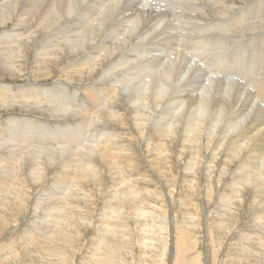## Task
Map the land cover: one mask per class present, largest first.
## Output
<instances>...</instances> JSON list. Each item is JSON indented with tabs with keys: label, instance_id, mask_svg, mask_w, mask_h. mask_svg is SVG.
I'll return each instance as SVG.
<instances>
[{
	"label": "bare ground",
	"instance_id": "1",
	"mask_svg": "<svg viewBox=\"0 0 264 264\" xmlns=\"http://www.w3.org/2000/svg\"><path fill=\"white\" fill-rule=\"evenodd\" d=\"M236 2L243 3V0H228L223 2V7L218 5L220 10L208 11L210 14L223 11L235 12L242 6H237ZM137 3L136 0H0V28L6 29H3V33L0 34V68L12 74L21 73L20 71L23 70L24 65V68L26 67L28 61V72H26L34 81L29 84H19L20 86H13V84L10 86L7 82H0V107H4V110L5 108L13 110L15 105H12L14 102L11 103L10 91H14L13 94L22 98L23 108L28 109L24 112L28 117L15 118L9 111L5 121L0 120V233L5 227L14 224L9 242L8 239L6 240L7 237L4 240L0 236L2 237L0 264L17 261L19 256L25 261L30 257L34 263L36 259L37 264L39 262L40 264H69L70 257H72V264L75 260L78 264H91V261L99 262L100 259L103 260H101L103 264L105 262L113 264L121 260L119 253L121 249H127L128 246H121L122 241H119L116 236L118 233L129 236V230L134 232L139 227L140 217L146 216L148 211H151V209L147 211L144 209H147L146 205L153 204L154 192L149 185L155 180L156 175L161 183L163 180L168 183L170 172L165 166L166 163L171 162L168 161L169 158L183 159L187 156L189 160L192 159V162L187 159L191 163L187 165L194 171L199 170L195 168L205 159L204 166L206 165L205 168L209 174L206 192L209 197L214 198L213 206L216 209L214 215L226 214L223 207L232 212H234L232 206L240 205L242 207L240 209L247 208L242 196L249 191L248 198L252 201L247 210L253 215L249 217L251 218L249 223L255 228L264 227V118L260 115L261 110L255 106L258 100L264 102V73H262L264 48L255 50L256 52L253 53L251 51L252 60L249 59V61L245 59L246 52L250 50L249 48L247 50L246 44L236 45L235 43L236 46L234 45L231 51L230 60L235 65L248 64L250 70L247 71L250 74L248 86L249 84L254 86L255 93L250 90L251 88H247L248 86H245L248 90L244 87L239 91V87L229 84L232 78L226 81L228 84L225 88L221 87L219 83L214 82L215 75L206 77L207 82L201 85L203 83L196 77L198 72L206 74V71L202 68L190 70L191 66L186 69L184 64L186 60L182 59L186 57V49L197 51L193 49L203 46L214 49V52L225 53V50L229 48L228 43L233 39L232 36L225 34V37H214L212 32V37L209 35L210 38L207 39L203 35L209 31H203L205 33L201 35L202 37L196 38L200 30L196 31L197 35L195 37L194 34V38L190 37L193 34L189 31L188 39L183 38L186 33L179 36L166 35V38H163V45L169 51L171 50L173 57L167 59L166 64L169 68L165 69L167 65L165 62V65L162 63L165 59L160 53L158 54L159 51L154 52L156 48L150 44L142 47L144 40L152 36V23L157 24V19L164 10L162 14L157 15L159 12L153 13L151 6L154 4L148 0ZM256 7L254 4L246 7L256 16V23L247 21L244 16L248 11L244 9L241 18H234L231 23L224 26L226 30L224 32L227 33L229 30L233 32L238 30V33L249 30L262 32L261 36L251 35L245 38L250 37V40L254 38V41L263 44L264 11H259ZM206 14L201 13L193 18L196 30L197 27L205 29V26H211L214 22V18ZM178 15L180 17V14ZM189 15L192 16L191 13ZM165 17L163 16V19ZM188 18L192 23V18ZM171 19L174 20V17ZM162 21L165 22V20ZM190 22L186 23L190 25ZM9 23L13 25L12 28H6ZM158 24L161 23L158 22ZM213 26L207 29L211 30ZM179 28L182 27L179 26ZM228 53L221 56L220 60L226 58L228 60ZM173 58H181V63L176 66L177 68L175 67L176 69L171 67L175 61ZM187 61H189L188 57ZM189 62L192 63V61ZM19 69L22 70L19 71ZM185 72L190 73V77L184 84L178 85L180 89H177L175 80ZM256 72H261L262 77H255ZM52 73L64 82L54 79L56 81L52 86H43L41 84L44 82L37 81L42 77H51ZM107 74H110L111 78H108ZM113 74H115L113 77L116 76L117 79L112 78ZM98 76L103 77L101 79L104 83L101 81V84ZM73 82L82 83L77 86L78 89L75 85V90L88 94L90 103L84 107L86 111L83 109L76 111L77 108L83 107L79 105L81 100L72 103V101H66L65 96L63 97V91L69 90V87L71 90ZM98 83L101 86H98ZM78 91L75 93H79ZM71 109L76 111V115L70 112ZM38 114L40 117L37 116ZM48 114L53 115L54 118L49 121L42 118ZM62 121H66V125L62 124ZM233 165L235 169H232ZM218 168L219 171H217ZM144 169L156 173L155 176L154 173L151 174L154 180L150 183L148 182L150 175L145 174ZM174 171L178 173L176 169ZM190 177L185 178V181L188 185L187 190L192 192L193 183L198 178ZM226 177L227 182L225 181L222 186ZM108 178L111 180H107ZM109 183L112 184L109 191L105 193ZM161 193L155 196L160 198ZM174 194V192L171 193L172 196ZM186 198L185 196L183 200ZM162 203L157 201L155 205L162 206ZM183 203L182 205L186 206L187 201ZM40 206L46 208H44L43 216H34L32 211L35 209L38 211ZM219 206L222 207L219 208ZM23 212H25L24 218L20 219ZM155 215L160 214L155 213ZM161 215L159 217L163 216ZM129 216L134 221L137 218L139 222H135L134 226H129L131 223L126 226L122 220ZM32 220L35 223L28 224L29 228H25L26 222L30 223ZM87 220L93 225L89 231L83 224ZM233 220L232 214L229 219L219 218L218 220L215 217L209 221V230L215 246L218 245L217 231L220 230L226 234L225 230L230 228L229 224ZM156 221L158 223L153 225H158L161 232L162 229L167 228V224L163 225L164 221ZM142 226H148V224L141 225L140 230L146 228ZM244 228H241V231L238 228L240 232L236 230L237 233L235 232L230 239L234 243L228 245L223 255L225 262L255 264L252 261L253 258L258 257V254L260 257L264 256V252L257 250L259 246L254 247V243L255 246L261 244L264 247L262 242L264 237L259 236L261 232H255L257 236L252 235L250 231L251 235L247 234L246 230L245 233H241ZM229 231L231 232L232 229ZM163 232L159 234V240L166 248L168 240ZM172 234L175 255H178V258L186 256V236L190 233L184 220L179 228L177 226L173 228ZM77 242L83 245L77 247ZM143 242L145 244L146 241L143 240ZM162 254L156 259L157 264H165ZM107 258L111 260V263ZM21 260L20 263H23ZM179 262L182 264V261Z\"/></svg>",
	"mask_w": 264,
	"mask_h": 264
},
{
	"label": "rangeland",
	"instance_id": "2",
	"mask_svg": "<svg viewBox=\"0 0 264 264\" xmlns=\"http://www.w3.org/2000/svg\"><path fill=\"white\" fill-rule=\"evenodd\" d=\"M142 1H144V0H136V2H138L137 4H140ZM149 2H151V4H154V5H152L151 6V8H152V10H153V13H155V14H157V12H159L157 15H160V14H162L161 12H163V10H164V12H163V14L160 16V18L159 19H157V21L159 22V23H161V24H158V22H157V24H156V22H154V23H152L153 24V26H152V33H151V35L152 36H150V38H148V39H145L144 41H145V43H142V47L143 46H148V44H150V45H152V47L153 48H156V50H154V52H158V54L160 53V55H162L163 56V59H165V60H163L162 61V63L164 64V62H165V64H166V62H167V59H169V57H173L172 56V54H171V50L169 51V49H166V46H164L163 45V42H164V39L163 38H166V35H168L169 36V34L171 35V36H179V35H183V34H185L184 36H183V38H186L187 37V39L188 38H190V37H192V38H194V34H195V37H196V35H197V33H196V31L198 32L199 30H200V32H198V35H197V37L196 38H201L202 36V34H204L205 32H208L209 31V33H211V34H209V33H205L204 35H203V37L204 38H210V37H208L209 35L211 36L212 35V32H213V35L212 36H214V37H225L226 35H228V36H232V41L234 42H229L228 43V49H226L225 50V53L224 52H220V51H218V52H214V49H212V48H210V47H203V46H201V48L199 47H197L196 49H193V50H201V51H198L199 53H197V51H192V49H186V52H187V54H186V57H182V59H184L185 58V60L186 61H184V64L186 65V69H188L187 67H189V66H191V67H189V69L190 70H193L194 68H202L204 71H206V74H201V72L199 73L198 72V75H197V77H196V79L198 80V79H200V82L201 83H203V84H201V85H204V82H207L206 81V77L208 78V76H213V75H215V80L216 81H214V82H216V83H219L220 85H221V87H226V84H228L226 81L227 80H230V78H232V81L229 83L230 85H234V86H236V87H239L238 89H239V91H240V88L243 90V88L245 87V86H248V81H249V78H248V75H250L247 71H250L249 70V66H248V64L246 63V64H244V65H239L238 66V64L237 65H235L231 60H230V57H231V51L234 49V45H235V43H236V45H238V44H246L247 45V50H249V51H247L246 53V55H245V59H248V61H249V59L250 60H252V54H251V51H252V53L253 52H256V51H258L259 49H261L262 50V48H264V43L263 44H260L258 41H254V38H252L251 40H250V37H248V39L247 38H245V37H247V36H255V35H259V36H261V34H263L262 32H258V31H253V30H249V31H247V32H245V33H242V32H240V33H238V30L237 31H235V32H233V31H230L229 30V32H224V31H226L225 29H224V26L226 25V24H228V23H231V20H233L234 18H241L240 16L241 15H243L242 14V12H243V10L244 9H246V7L247 6H250V5H256L257 7V9L259 10V11H264V0H243V3H238L237 4V2H236V4H237V6H240V5H242V6H240L238 9L240 10L241 8V11L240 12H237L238 11V9L235 11V12H228V13H226V11H223V12H221V13H218V14H214V13H212L214 16H212V14H210L209 13V11L208 10H220V6H222L223 7V2H228V0H188V1H185V0H148ZM167 1V2H166ZM203 1V2H202ZM206 1H208V2H206ZM229 1H235V0H229ZM250 1V2H249ZM252 1V2H251ZM262 1V2H261ZM122 2H124V1H122ZM180 2V3H179ZM189 2V3H188ZM195 2V3H194ZM197 2V3H196ZM201 2V3H200ZM222 2V3H221ZM245 2V3H244ZM247 2V3H246ZM183 3V4H182ZM186 3V4H185ZM192 3V4H191ZM193 3L195 4V6L193 5ZM203 3H204V5H203ZM259 5H258V4ZM262 3V4H261ZM164 4V5H163ZM176 4V5H175ZM188 4H189V6H188ZM197 4H198V6H197ZM202 5V7L200 6V5ZM208 6H207V5ZM212 4V5H211ZM122 5V4H121ZM218 5H220V6H218ZM193 8H192V7ZM212 6V7H211ZM215 6V7H214ZM159 7V8H158ZM172 7V8H171ZM195 7H196V9H195ZM197 7H198V10H197ZM208 7V8H207ZM219 7V8H218ZM161 8V9H160ZM163 8V9H162ZM173 8H174V10H173ZM182 8V9H181ZM200 8V9H199ZM211 8H213V9H211ZM181 9V10H180ZM194 9V10H193ZM202 9V10H201ZM160 10V11H159ZM170 10V11H169ZM178 10V11H177ZM191 10V11H190ZM187 11V12H186ZM197 11V12H196ZM202 11V12H201ZM246 11H248L246 14H245V18L247 19V21H251V22H253V23H256L257 21H256V16L251 12V11H249L248 9H246ZM175 12V13H174ZM179 12V13H178ZM182 12H183V14H187V13H191V15L192 16H190L189 14H187L188 15V17H191L192 19H191V21H192V23L190 22V18H188V17H186L187 15H184L185 16V18L187 19H185L184 18V16H183V14H182ZM173 13H174V15H173ZM205 14V13H207L206 15H208L210 18H214L213 20H214V22L211 24V26L209 25L208 27H206L205 26V29H204V27H197V30H196V28H195V24H194V22H193V18H195L197 15H199V14ZM166 15V17H165V15ZM167 14H170L169 16H167ZM178 14H180V17H179V15ZM238 14V15H237ZM176 15V16H175ZM225 15V16H224ZM227 15V16H226ZM163 16L165 17L164 19H163ZM172 16V17H171ZM212 16V17H211ZM229 16V18H227ZM249 16V17H248ZM170 17V18H169ZM174 17V20H172L171 18H173ZM169 18V19H168ZM175 18H176V20H175ZM179 18V19H178ZM181 18V19H180ZM219 18H221V19H219ZM253 18H255V20L253 19ZM161 19V20H160ZM184 19V20H183ZM216 19V20H215ZM229 21H228V20ZM156 20V19H155ZM162 20H165V22L164 21H162ZM171 20V22H169V21ZM178 21H180L181 22V24H180V22H178ZM184 21H188V23L190 22L191 24L189 25L188 23H186V22H184ZM219 22V23H216V22ZM222 21V22H221ZM177 22V23H176ZM171 23V24H170ZM175 23V24H174ZM194 24V25H193ZM221 24H223L222 26H221ZM159 25V26H158ZM164 27H163V26ZM172 25V26H171ZM173 25H175V26H173ZM213 25H215V26H213ZM219 25V26H218ZM161 26V27H160ZM166 26V27H165ZM179 26L180 27H182V28H179ZM185 26V27H184ZM186 26H188V27H186ZM213 26V28L211 29V30H208L207 28H210V27H212ZM12 28L13 27V25L11 24V23H9L7 26H6V28ZM163 27V28H162ZM172 27V28H171ZM190 27V28H189ZM154 28V29H153ZM162 28V29H161ZM169 28V29H168ZM176 28V29H175ZM186 28H187V30H186ZM193 28H195L194 30L195 31H193ZM6 30L5 29V27H2V28H0V34L1 33H3V31L4 30ZM173 29L176 31H173ZM182 29V30H181ZM184 29V30H183ZM189 29V30H188ZM192 29V30H191ZM202 29H204V30H202ZM213 29H214V31H213ZM218 29V30H217ZM163 30H165V31H163ZM163 31V32H162ZM170 31V32H169ZM173 31V32H172ZM184 31V33H182V32ZM189 31H190V34H193V36L192 35H190L189 34ZM191 31H193V32H191ZM202 31V32H201ZM203 31H205V32H203ZM216 31V32H215ZM220 31V32H219ZM7 32H8V30H7ZM167 32V33H166ZM175 32V33H174ZM179 32V33H178ZM188 32V33H187ZM234 34H233V33ZM166 33V34H165ZM217 33V34H216ZM223 33H224V35H223ZM236 33V34H235ZM165 34V35H164ZM178 34V35H177ZM187 34H188V36H187ZM200 34V35H199ZM215 34V35H214ZM226 34V35H225ZM237 34L239 35V36H237ZM159 35V36H158ZM189 35H190V37H189ZM222 35V36H221ZM241 35V36H240ZM246 35V36H245ZM164 36V37H163ZM211 36V37H212ZM236 36V37H235ZM237 37H241L240 39H238ZM7 38H8V36H7ZM238 39V41H237V39ZM9 39H10V37H9ZM234 39H236V40H234ZM239 40H241V41H239ZM244 40V41H243ZM20 41H21V39H20ZM99 42L101 41V38L98 40ZM150 42V43H149ZM160 42V43H159ZM240 42H242V43H240ZM244 42V43H243ZM233 43V44H232ZM252 43V44H251ZM16 43H14V45H15ZM154 44V45H153ZM157 44H159V46H157ZM163 45V46H161V45ZM4 45H7V44H4ZM232 45V46H231ZM235 45V46H236ZM161 47H164V48H161ZM258 47V48H257ZM249 48V49H248ZM255 48V49H254ZM160 49V50H159ZM164 49V50H163ZM166 49V50H165ZM162 50H163V52H162ZM170 52V54H169V52ZM203 50H204V52H203ZM211 50V51H210ZM256 50V51H255ZM228 51H229V53H228ZM166 52H168V53H166ZM226 52L228 53V60H227V58L225 59V60H220V58H222L223 57V55L224 54H226ZM163 53H165L164 55H163ZM191 53V54H190ZM196 53V54H195ZM202 53H204V54H202ZM29 54H30V51L28 52V56H29ZM193 54H195V55H193ZM206 54V55H205ZM250 54V55H249ZM174 55V54H173ZM190 55V56H189ZM200 58H197V56ZM201 55V56H200ZM215 56V57H212V56ZM166 56V57H165ZM211 56V57H210ZM222 56V57H221ZM225 56V55H224ZM187 57H188V60L189 61H192V63L191 62H189V61H187ZM218 57V58H217ZM191 58V59H190ZM198 60H197V59ZM203 58V59H202ZM209 60H208V59ZM175 61L173 62L174 64L173 65H171V67H174V68H172V69H176L177 67L176 66H178V65H180V63H181V58H173ZM195 60H197L196 62H194ZM201 60V61H200ZM210 60H211V63H210ZM226 60L228 61V62H226ZM221 61V62H220ZM189 62V63H188ZM194 62V63H193ZM231 62V63H230ZM161 63V65H163ZM186 63H188V64H186ZM191 63V64H190ZM198 63V64H197ZM28 66H29V64H28V61H27V63H26ZM164 64V65H165ZM193 64V65H192ZM195 64H197L196 66H195ZM218 64H220V65H218ZM225 66H224V65ZM227 64V65H226ZM232 64V65H231ZM26 65V67L24 68V66H23V70L22 69H19V71L20 70H22V71H20L21 73H19V72H15V74H12V73H10L9 71H6V70H2V68H0V79H1V81L0 82H7L8 84H10V86H12V84H13V86H20L21 84L23 85V84H29L30 82H34V81H32L31 80V77L29 78V76H28V74H27V72H28V66ZM163 65V66H164ZM167 65V64H166ZM175 65V66H174ZM210 65V66H209ZM221 65H222V67H221ZM247 65V66H246ZM169 65H167V67L165 66V69H167V68H169L168 67ZM220 66V67H219ZM170 67V68H171ZM176 67V68H175ZM208 67V68H207ZM210 67V68H209ZM215 67V68H214ZM228 67L231 69H228ZM21 68V67H20ZM225 68H227L226 70H225ZM237 70H236V69ZM183 69H185V68H183ZM247 69V70H246ZM208 70V71H207ZM218 70V71H217ZM220 70V71H219ZM235 70V71H234ZM246 70V71H245ZM1 71H3V73L1 72ZM27 71V72H26ZM184 71V70H183ZM213 71H214V73H213ZM230 71H232V72H230ZM6 72V73H5ZM9 73V74H8ZM19 73V74H18ZM211 73V74H210ZM226 74V73H228V74H226V75H224V74ZM230 73V74H229ZM243 73V74H242ZM248 73V74H247ZM258 73V74H257ZM262 73H264V71H262ZM3 76H2V75ZM7 74H8V76H7ZM18 74V75H17ZM112 74V73H111ZM210 74V75H209ZM243 76H242V75ZM13 75V76H12ZM22 77H21V76ZM108 76V78H111V75L110 74H107ZM115 74H113L112 75V78H114V79H117V77L115 76V77H113ZM116 75H117V72H116ZM228 75V76H227ZM255 77H258V78H260V77H262V74H261V72H256L255 73ZM25 76V77H24ZM204 76H205V79H204ZM4 77V78H3ZM139 77V76H138ZM181 77V78H180ZM179 78H176V80H175V86H177V89H180L179 87H178V85L179 86H181L182 84H184L185 82H186V80L187 79H189V77H190V73H182V75L180 76ZM186 77V78H185ZM222 77V78H221ZM227 77H229L228 79H227ZM235 77V78H234ZM29 78V79H28ZM98 78V80L101 82L102 81V79L101 78H103V77H100V76H98L97 77ZM222 80V81H218V80H220V79ZM54 79H56V80H60L61 82H64V80L62 81L61 79H58L56 76H54L53 75V73L51 74V77H42V78H39L37 81L39 82V83H42V82H44L43 84H41V85H45V86H52L53 85V83L56 81V80H54ZM178 79V80H177ZM246 79V80H245ZM30 80V81H29ZM44 80V81H43ZM46 80V81H45ZM111 80H113V79H111ZM23 81V82H22ZM26 81H29V82H26ZM85 81H87V80H85ZM84 81V82H85ZM218 81V82H217ZM241 82V84H240V82ZM26 82V83H25ZM103 83H104V80L102 81ZM102 82H101V84H102ZM181 84H180V83ZM221 82H223L222 84H221ZM236 83V84H235ZM20 84V85H19ZM101 84L100 83H98V86H101ZM212 84H213V82H212ZM244 85L243 87L241 86H239V85ZM246 84V85H245ZM74 85V86H73ZM75 85H76V89H78L79 87H77L78 85L80 86V85H82V83H77V82H73L72 83V87H71V90H74V91H71L70 90V87H69V90L68 89H65L64 91H63V97L65 96V98H66V101H68V102H71L72 101V103H75V102H77L76 100H81V101H79L80 102V106H83L82 108H77L76 109V111L77 110H81V109H83V111H86V110H84V107H86V105L88 106V104L90 103V101H89V97L86 95V94H83L82 92H80V91H78V90H75ZM223 85V86H222ZM229 85V86H230ZM250 86V87H249ZM249 86L247 87V88H251L250 90L251 91H253L254 93L256 92V89H255V87L254 86H252L251 84H249ZM246 87L244 88V89H247ZM254 88V89H253ZM248 90V89H247ZM246 90V91H247ZM75 91H78L79 93H75ZM245 91V90H244ZM10 93H11V103H13L12 105H15V106H13V110H12V108H11V111L10 110H8V109H6L5 108V110H4V107H0V120L1 121H5L4 119L8 116V112L10 111V112H12V116L13 117H15V118H21L22 116L24 117H28L27 116V113H24V112H27L28 111V109H26V108H23V106L21 105V97L19 98V97H17L18 95L17 94H13L14 93V91H10ZM67 93V94H66ZM84 95H82V94ZM74 94V95H73ZM76 94H79V95H76ZM15 95V96H14ZM67 95V96H66ZM82 95V96H81ZM20 96V95H19ZM70 96V97H69ZM77 97V98H76ZM16 98H18V99H20V100H17ZM88 99V100H87ZM63 100V99H62ZM70 100V101H69ZM83 100V101H82ZM84 100H86V101H84ZM253 100H254V98L251 100L252 102H253ZM17 102V103H16ZM256 102H257V100H256ZM255 103V102H254ZM256 105V107L259 109V110H261L260 111V115L262 116V118H264V102H261V101H259L258 100V102L257 103H255ZM263 104V105H262ZM20 107H19V106ZM69 105H71L70 103H69ZM91 105V104H90ZM23 109V110H22ZM5 111V112H4ZM23 113H22V112ZM76 111L75 110H70V112H72V113H75V115H76ZM4 112V113H3ZM94 112V111H93ZM81 114V113H80ZM51 115V114H50ZM49 114L46 116V117H42V118H45L46 120H50V119H53L54 117H52L53 115H51L50 116ZM37 116H39V114L37 115ZM82 116V115H81ZM90 116H93V115H90ZM40 117V116H39ZM250 118H252V117H250ZM45 121V120H44ZM56 121V120H55ZM57 123L59 122V121H56ZM66 121H62V124H65L66 125V123H65ZM60 123V122H59ZM68 124V123H67ZM65 131H67V130H65ZM88 134H90V132H88ZM64 135H66L65 133H64ZM64 135L62 134V137H64ZM82 136V135H81ZM80 136V137H81ZM88 138V137H87ZM84 141H87V140H84ZM181 149V148H180ZM187 157V156H186ZM185 156L183 157V159L181 158V157H178V159H170L169 158V160L168 161H171V162H168V163H166V166H165V168L170 172L169 173V178L167 179V181H168V183H165L166 181L165 180H163L162 182L163 183H161V181H160V179L159 178H157V175H156V173H155V171H151L150 172V170H146V169H144L143 170V172L145 171V174H149L150 175V178H148V182L150 183V181H153L154 179H152L153 178V176L151 175V174H153L154 176L156 175V177H154L155 178V182L153 181V182H151V184L149 185V186H151L152 187V191L154 192L153 193V198H154V200H153V198H152V203L153 204H149V205H146L145 207H147V209L146 208H144L145 209V211H147V210H149V209H151V211H148V213L146 214V216L144 217V216H141L140 218H141V221L139 222L138 221V219L136 218V217H138V215L137 214H134V216L136 215V219H135V221L134 220H132L131 219V217L129 216V218H123V220H122V223L123 224H125L126 226H128L130 223V225L129 226H134L135 225V222H139V227L133 232H131L130 230H129V236H125V235H120L119 233H118V235L116 236V237H118V239H119V241H122L121 242V246L123 245H125L126 247H127V249H121V252L119 253V256H120V259L121 260H119V261H116V263L118 264H124V262H125V264L127 263V264H157L156 263V259H158L159 257H160V254L161 253H163L162 254V257H164L165 258V264H179L180 262L179 261H182V264H230L229 262L227 263V261L225 262L224 260H225V256H223L224 255V253H226V250L228 249L227 247H228V245L230 246V245H232L234 242L232 241V240H230L231 238H232V236H233V234L236 232V230H237V232H240L241 231V228H244V229H242V231L243 232H241V233H245L246 231H248V232H246L247 234H249V235H251V233L250 232H252V235H256L255 234V232L256 233H260L261 232V234L259 235V236H263L264 237V227H260V228H258V227H254L253 226V224H250L249 222V220H251V218H249L250 216L251 217H253V215L251 214L252 212H248V208H249V206H250V202L252 201L251 199H249L248 197H249V191L247 192V194H245V193H243V196H242V199H244V204L246 205V207L247 208H244V209H240V208H242V207H240V205H238V207H236V206H232L231 208L234 210V212H232L231 210H228V209H225V207H223V209L225 210L224 212L226 213V214H220L219 216H217V215H214L215 214V211H216V209H214V207L215 206H213L214 204V198L213 197H209V195H208V192H206V190H207V184H206V182H207V177H208V173H207V170H206V165L204 166V164H205V159H203L202 161H201V164L199 163V165H198V167H196L195 169H199L200 170V172H199V170H193L192 168H191V170L189 169V166L187 165V164H189L190 162H188V157L186 158ZM174 158H176V156L174 157ZM179 158H180V160H179ZM184 158H186V159H184ZM201 158H202V156H201ZM188 159V160H187ZM173 161V162H172ZM189 161H191L192 162V159L191 160H189ZM175 162H177V163H175ZM184 164H183V163ZM194 162V161H193ZM203 162V163H202ZM172 163H175V165H172ZM180 163H181V165H180ZM203 164V165H202ZM170 165V166H169ZM177 165V166H176ZM179 165H180V167H179ZM189 165H191V163L189 164ZM200 165L202 166V167H200ZM185 166H187V167H185ZM170 167H171V169H170ZM183 167V168H182ZM201 169H200V168ZM204 167V168H203ZM176 169V171H178V173L176 172L175 173V169ZM179 168V170L181 171H179V170H177ZM187 168V169H186ZM172 169H174V170H172ZM205 169V170H204ZM232 169H235V167H234V165L232 166ZM171 170H172V172H171ZM194 172H193V171ZM204 170V171H203ZM188 171V172H187ZM189 171H191V172H189ZM197 171V172H196ZM217 171H219V168H218V170ZM185 172V173H184ZM206 172V173H205ZM183 173V174H182ZM195 173H197V174H195ZM204 173V174H203ZM179 174V175H178ZM193 175V176H192ZM207 175V176H206ZM189 176H191L190 178H192L193 177V179H195V178H198L197 180L195 179V181H194V183H193V190H192V192H189L187 189H188V185H187V182L185 181V178H188ZM194 176H195V178H194ZM167 177V176H166ZM170 178H171V180H170ZM179 178H181V179H179ZM202 178V179H201ZM216 178H217V176H216ZM152 179V180H151ZM159 181H158V180ZM107 180H111L110 178H108ZM174 182H173V181ZM185 182H183V181ZM158 181V183H156ZM169 181H171L170 183H169ZM182 181V182H181ZM225 181L227 182V177L224 179V181L222 182V186H224V183H225ZM178 182V183H177ZM179 182H181V183H179ZM156 183V184H155ZM172 183H174V184H172ZM215 182H213V184H214ZM112 184V183H111ZM111 184L109 183L108 185V187L109 188H107L106 190H105V193H107L108 191H109V189H110V186H111ZM159 184V185H158ZM161 184V185H160ZM163 184V185H162ZM165 184H166V187H164L165 186ZM173 185V186H172ZM187 185V186H186ZM155 186V187H154ZM158 186V188H156ZM162 186V187H161ZM175 186V187H174ZM186 186V187H185ZM163 187H164V189H163ZM170 187H174V188H177V189H174V188H172V189H170ZM154 188V189H153ZM156 188V189H155ZM161 189V191H159L160 189ZM165 188H166V190H165ZM202 188H203V190H202ZM205 189V190H204ZM155 190V191H154ZM157 191H159V192H157ZM162 191H164V192H162ZM162 192V193H161ZM172 192H174L175 194L172 196L171 195V193ZM177 192V193H176ZM189 192V193H188ZM157 193H161V195H162V197L160 196V198L157 196H155ZM181 193V194H180ZM146 195V194H145ZM189 195H190V197H189ZM246 195V196H245ZM104 196V195H103ZM155 196V197H154ZM164 196V197H163ZM171 196V197H170ZM187 197L185 200H183V198L184 197ZM148 197L150 198V195H148ZM182 197V198H181ZM155 198L157 199V200H155ZM163 199H165V200H163ZM178 201H177V200ZM246 199H248V200H246ZM150 200H151V198H150ZM177 202H176V201ZM187 201V204H186V206H183L182 204H184L183 203V201ZM246 200V201H245ZM157 201L159 202L160 201V203H162L163 205V207L162 206H156L155 205V203H157ZM165 201V202H164ZM171 201V202H170ZM182 203H181V202ZM135 202H136V200H135ZM173 202V203H172ZM179 203L181 204V205H179ZM196 203V204H195ZM48 204V203H47ZM175 204V205H174ZM241 204V203H240ZM248 204V205H247ZM42 205V204H41ZM199 205V206H198ZM44 206V205H43ZM43 206H40L41 207V209H40V207L38 208V211H36L37 209H35V210H33L32 211V214L34 215V216H43V212H44V210L46 209L45 207H43ZM167 206V207H166ZM171 206H172V208H171ZM160 207V208H159ZM161 207H162V209H161ZM166 207V208H165ZM191 207V208H190ZM222 206H219V208H221ZM45 208V209H44ZM155 208V209H154ZM159 209H161V211L159 210ZM165 209V210H164ZM175 209H176V212H175ZM191 209H192V211H191ZM237 209V210H236ZM154 210H157V211H154ZM168 210V211H167ZM213 210V211H212ZM159 211V212H158ZM172 211V212H171ZM177 211H178V213H177ZM179 211H183V212H180L179 213ZM242 211H243V213H242ZM245 211H247V212H245ZM161 212H163V213H161ZM165 212H167V213H165ZM38 213V214H37ZM157 214V215H161L162 217H159V216H154V214ZM186 213V214H185ZM191 213H192V215H191ZM249 213V214H248ZM24 214H25V212H23V215H20V219H23L24 218ZM36 214V215H35ZM149 214H150V216H149ZM151 214H152V216H151ZM164 214L166 215V216H164ZM178 215V216H176V215ZM181 214V215H180ZM185 214V215H184ZM211 214V215H210ZM232 214H233V216H234V220H233V222L232 223H230L229 224V226H230V230L232 229V233L229 231V229H226L225 231H226V234H227V237H226V234L225 233H223V232H221L220 230L219 231H217V234L216 235H218V237L216 238V239H218V245H214L213 244V236L211 235V232H210V230H209V221L212 219V218H217L218 220H219V218L222 220V219H229V217L231 218V216H232ZM248 214V216H246ZM184 218H183V217ZM215 216V217H214ZM222 216V217H221ZM143 217V218H142ZM156 217V218H155ZM158 217V218H157ZM164 217H166V218H164ZM236 217V218H235ZM149 218V219H148ZM246 218V219H245ZM172 219V220H171ZM176 220V222L174 223V221ZM180 219V220H179ZM191 219V220H190ZM198 219V220H197ZM130 220V222L128 223V221ZM156 220H158L159 222L161 221V222H163V225H165L166 226V224H167V228L166 229H162V232L163 231H165V232H163L164 234H165V238L168 240L167 242H168V244L166 245V248H164V244L161 242V240H159V234H162V232H161V230H160V228L158 227V225H153V223L155 224L157 221ZM183 220L185 221V225H186V227L189 229V233H190V235H187L186 236V239H187V246H186V250H187V252H186V256H183V257H179L178 258V255H175V253H176V251H175V253H174V246H175V243H174V241H173V234H172V232H173V228L174 227H176L177 226V228H179V225H182V222H183ZM190 220V221H189ZM243 220V221H242ZM154 221V222H153ZM171 221V222H170ZM32 222V223H31ZM149 222V223H148ZM151 222V223H150ZM27 223V225H26V227L25 228H27L28 227V224H33V223H35V222H33V220L32 221H30V223L27 221L26 222ZM158 223V222H157ZM238 223H239V225H238ZM84 225H85V227H87L88 228V231L90 230L89 228H91L93 225L89 222L88 223V220L85 222V223H83ZM146 224H148V226H142V227H146L145 229H142V230H140V227H141V225H146ZM233 224V225H232ZM241 224V225H240ZM244 224V225H243ZM249 224H250V226H249ZM29 225V226H30ZM91 225V226H90ZM152 225H153V227H152ZM191 225V226H190ZM232 225V226H231ZM234 225H235V227H234ZM12 226H14V224L13 225H11V226H9V227H5L4 228V230L0 233L1 235L0 236H2L3 237V239L4 238H6V240L8 239V242H9V238H10V236H12V232H11V230H12ZM168 227H169V229H168ZM181 227V226H180ZM29 228V227H28ZM148 228H151L150 230L148 229ZM157 228V229H156ZM240 229V231H239V229ZM250 228V229H249ZM254 228V229H253ZM9 229V230H8ZM249 229V230H248ZM261 229V230H260ZM156 230V231H155ZM172 230V231H171ZM246 230V231H245ZM140 231H141V233H140ZM160 232V233H158V232ZM168 231V232H167ZM250 231V232H249ZM11 232V233H10ZM236 232V233H237ZM15 233V232H14ZM18 233V232H17ZM20 233V232H19ZM145 233V234H144ZM223 233V234H222ZM254 233V234H253ZM171 234V235H170ZM239 234V233H238ZM153 235V236H152ZM157 237H156V236ZM220 235V236H219ZM225 235V236H224ZM9 236V237H8ZM138 236H140V238L138 237ZM230 236V237H229ZM257 236V235H256ZM2 237H0V239H2ZM156 237V238H155ZM168 237V238H167ZM190 237V238H189ZM153 238V239H152ZM209 238V239H208ZM5 240V239H4ZM143 240H145L146 242H145V244H144V242H143ZM212 241V243H210ZM262 242H264V241H262ZM140 243V244H139ZM141 243H142V245H141ZM165 243V242H164ZM199 243V244H198ZM77 244V247H79L80 245H83L81 242H77L76 243ZM162 244L164 245V246H162ZM221 244V245H220ZM145 245H147L146 247H144ZM211 245H213V247L211 246ZM227 245V246H226ZM261 245V244H260ZM259 244L258 245H256L255 246V243H254V247H258L259 246V249L257 248V250H259V251H261L262 253L264 252V247H262V245L260 246ZM149 247V248H148ZM151 247V248H150ZM163 247V248H162ZM190 247V248H189ZM216 247V248H215ZM162 248V249H161ZM162 251H161V250ZM221 249V250H220ZM255 249V248H254ZM127 250V251H126ZM158 250V251H157ZM166 250V252L164 253V251ZM256 250V249H255ZM132 251V252H131ZM155 251V252H154ZM148 252V253H147ZM127 253H130L129 255L127 254ZM217 253V254H216ZM159 254V255H158ZM188 254V255H187ZM220 254V255H219ZM126 255V256H125ZM158 255V256H157ZM173 255V256H172ZM190 255V256H189ZM199 256V257H197V256ZM175 256H177V257H175ZM188 256V257H187ZM222 256H223V258H222ZM258 257H256V258H253V262L256 264V263H262V264H264V256H261L260 257V255L258 254L257 255ZM123 259H122V258ZM185 257V258H184ZM198 258V259H196V258ZM218 257V258H217ZM176 258V259H175ZM22 259L23 260V263L25 264H37V260L35 259V261H36V263H34L33 262V260L32 259H30V257H29V259L27 258L26 259V261L24 260V258H20V256H19V258L17 259V261H10V263H8V264H23L22 262L20 263V260ZM103 259H104V257H103ZM109 258H107V260H108ZM186 261L185 263H184V261ZM224 259V260H223ZM256 259V260H255ZM261 259V260H260ZM21 260V261H22ZM101 260L102 259H100V261L99 262H96V260H93V262L91 261V264H103V262H101ZM196 260H198V261H196ZM223 260V261H222ZM258 260V261H257ZM263 260V261H262ZM103 261V260H102ZM114 261V260H113ZM122 263H121V262ZM174 261V262H173ZM193 261H195V262H193ZM262 261V262H261ZM17 262V263H16ZM43 262V261H42ZM41 262V263H42ZM109 262L111 263V260L109 259ZM200 262V263H199ZM116 263H114L113 262V264H116ZM39 264H40V262H39ZM50 264H52V263H50ZM69 264H72V257H70L69 258ZM74 264H78V261H74ZM83 264H85V263H83ZM104 264H106V262L104 263ZM247 264V263H246Z\"/></svg>",
	"mask_w": 264,
	"mask_h": 264
}]
</instances>
